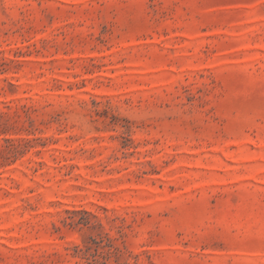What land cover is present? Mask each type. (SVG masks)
<instances>
[{
  "label": "rangeland",
  "instance_id": "obj_1",
  "mask_svg": "<svg viewBox=\"0 0 264 264\" xmlns=\"http://www.w3.org/2000/svg\"><path fill=\"white\" fill-rule=\"evenodd\" d=\"M0 264H264V0H0Z\"/></svg>",
  "mask_w": 264,
  "mask_h": 264
}]
</instances>
